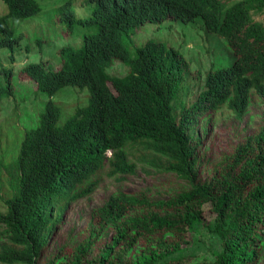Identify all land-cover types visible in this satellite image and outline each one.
I'll return each instance as SVG.
<instances>
[{"label":"trees","instance_id":"trees-1","mask_svg":"<svg viewBox=\"0 0 264 264\" xmlns=\"http://www.w3.org/2000/svg\"><path fill=\"white\" fill-rule=\"evenodd\" d=\"M2 1L9 11L19 6L23 16L36 7L31 0ZM112 1L99 34L83 50L61 56L59 70H46L42 62L22 70L38 92L53 96L63 87L86 88L89 102L58 125L59 108L49 100L25 131L14 193H6L0 209V264H257L264 254V115L255 132L211 167L203 164L209 159L202 142L211 132L207 122L216 124L223 112L241 120L264 99V0L229 6V0ZM196 19L205 35L226 41L234 60L228 67L211 64L202 88L177 109L188 79L185 60L163 40L135 47L129 36L146 23L168 29ZM111 60L126 66L123 77L105 73ZM128 147L141 151L143 167L174 175L182 183L179 192L168 201L146 192L111 195L95 210L88 237L48 254L50 234L88 191L83 186L107 151L109 175L134 173ZM204 205L212 224L202 219ZM203 230L218 238L220 251L182 256L196 231L204 238ZM103 233L111 234L108 242L88 258Z\"/></svg>","mask_w":264,"mask_h":264},{"label":"rangeland","instance_id":"rangeland-1","mask_svg":"<svg viewBox=\"0 0 264 264\" xmlns=\"http://www.w3.org/2000/svg\"><path fill=\"white\" fill-rule=\"evenodd\" d=\"M39 6V13L36 17L22 22L11 20L10 25L15 30L14 51L0 49V209L4 210L3 200L5 196L14 193L17 168L15 159L26 130L35 126L44 111L45 104L50 100L60 111L58 125L63 124L70 118L76 108L88 105L89 94L86 88L63 87L53 96H48L35 89V83L30 82L25 74L18 75L26 64L43 63L48 68L57 67V49L69 44L72 50L76 49L72 42H65L61 37L55 20L60 17L61 9L66 6L68 10H76L77 19L81 24L74 30V35L82 37L86 34H93L94 29L87 21L92 11L90 0H34ZM239 0H229L227 6ZM77 3L80 4L77 6ZM0 8L6 14L5 4L0 0ZM150 24V23H148ZM152 25V24H150ZM163 40L168 48L176 51L185 60L188 66V76L183 91L186 95L180 101L177 100L174 106L179 109V103L183 100L188 102L197 89L202 88L204 77L211 64H221L228 67L234 60L232 51L222 38L214 35H205L202 30V22L196 19L192 23L174 22L168 29L159 27L144 26L137 34L130 36L132 45L140 47L148 39ZM40 44H36V41ZM52 42L50 44L49 42ZM83 41L81 38V47ZM80 47V48H81ZM12 55L14 63L12 64ZM109 73L118 77L125 74L120 69V64H114ZM57 67L56 69H58ZM199 73V74H195ZM26 79L22 81V79ZM258 114H260L258 116ZM264 99L259 105H253L247 115L237 120L228 112L218 119L217 123L209 126L211 132L202 142V154L206 152V159L203 164L211 167L221 159L232 153L234 146L239 143L245 135L255 132V128L263 124ZM252 124L249 128L248 124ZM137 148V147H136ZM128 159L136 165L134 173L121 175H109L110 165L107 159L103 160L102 166L92 174L84 184L88 191L80 199L74 201L67 209L60 226L50 234L51 245L48 254L58 250H69L88 237L94 225L95 210L100 208L104 202L118 192L127 195H136L146 192L152 200L168 201L169 198L179 192L182 183L172 174L165 173L158 169L150 168L141 163V151H135L128 147ZM109 156V153H107ZM220 158V159H219ZM138 159V160H137ZM7 193V194H6ZM209 205H204L202 219L204 223L212 224L213 213ZM197 232L196 241L191 248L185 249L182 256L202 255L211 257L212 250L220 251V241L212 233L202 231L204 238ZM111 234L103 233L101 240L97 241L94 250L88 258L96 257L99 249L105 245ZM257 264H264V254Z\"/></svg>","mask_w":264,"mask_h":264},{"label":"clouds","instance_id":"clouds-1","mask_svg":"<svg viewBox=\"0 0 264 264\" xmlns=\"http://www.w3.org/2000/svg\"><path fill=\"white\" fill-rule=\"evenodd\" d=\"M31 1H33L35 3L34 0H31ZM90 4L92 6V11L89 14V18H88L87 21L89 22L91 27L94 29V33L93 34H86V35H84L82 37L74 35V30L76 28H78L81 24H83L81 22V20L77 19L76 10H73V11L72 10H68L66 8V6H64L61 9V15H60L59 18H57L55 20V24L59 28V31L61 33V37L64 38L65 42L66 43L67 42L74 43L73 46L76 49L72 50L70 48L69 44L57 49L56 54H57V59H58V62H59L57 67H59V68L56 69L57 67L54 68V67H50L48 65V67L50 69H53V70H59L60 69L62 61H63L61 56L70 55V54H72L71 53L72 51H75L77 53V52L83 50V48L86 47L88 39H90L91 37L99 34V31H100V29L102 27V24H103L102 23L103 14H105V13H107V12H109V11H111L113 9V1L112 0H90ZM97 4H98V8L96 9ZM35 5H36L35 8L27 9L28 14L25 15V16H23L21 14V8L18 9L19 6L18 7L14 6L13 10L9 11L7 6H6V4H5V8L7 10L6 14H4L3 10L0 8V18H2L5 21L4 23L0 24V49L8 48V49H10L11 53L14 51L15 42L13 40V37H15V30L10 25L11 20L16 21L18 23V22H22V21H25V20L32 19V18L36 17L38 15L40 9H39V6L36 3H35ZM79 5L80 4L77 3V6H79ZM16 8H17V10L14 11V9H16ZM146 24L148 26L157 27V24L156 25H154V24L150 25L148 23H146ZM146 24H144L142 26L140 25V28L135 29L137 31L134 33V35L137 34L144 26H146ZM134 35L130 34V36H134ZM81 38H82V41H83L82 47H81ZM35 43L36 44H40L41 42L37 40ZM49 43L52 44L51 41ZM13 63H14V55H12V64ZM115 63L116 64H120L121 67H119V68L120 69H124L125 70V74H126V66L124 64H122L121 61H119V60H111V61L107 62V65L105 66V73L108 75L109 78L118 77V76H115V75H112V74L109 73V70H111V68H114V66H115L114 64ZM27 65H31V64L24 65L22 67V69L20 70V72L18 73L19 76H21V74H24V72L22 70ZM36 65H37V63H36ZM42 65H43V63H42ZM44 68L46 70H48V68H46V66ZM186 71L188 73V76L190 74H194V73H191L190 71L188 72V66L186 68ZM195 74H199V73H195ZM123 76H121V77H123ZM121 77H118V78H121ZM20 79H22V78L20 77ZM24 80H26V79H22V81H24ZM28 80L30 82H32L33 84L35 83L30 78H28ZM28 80H26V81H28ZM204 80H205V77H204ZM185 84L183 86H181L182 93H183V95L181 94L182 98L186 95V93L183 91V88H184ZM35 85H36V83H35ZM107 87L112 92L113 95H117L115 89L113 88V86H112V84L110 82L107 83ZM35 89L37 91V85L35 86ZM88 102H89V100H88ZM187 103L188 102H185V104H187ZM184 107H187V106H184ZM208 118H210V116ZM203 122H205V120ZM206 124L208 125V127L210 126V123L207 122ZM107 153H109V156H107ZM105 156H106L107 159L110 158L111 151H107ZM16 157H17V155H16ZM15 167H16V165H15Z\"/></svg>","mask_w":264,"mask_h":264}]
</instances>
